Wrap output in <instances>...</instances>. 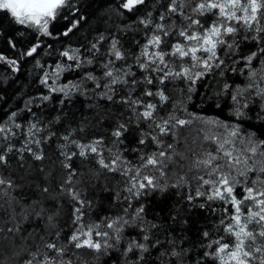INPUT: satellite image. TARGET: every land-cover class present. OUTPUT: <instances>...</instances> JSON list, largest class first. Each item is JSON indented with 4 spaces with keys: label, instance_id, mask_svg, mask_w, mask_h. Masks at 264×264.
Instances as JSON below:
<instances>
[{
    "label": "trees",
    "instance_id": "1",
    "mask_svg": "<svg viewBox=\"0 0 264 264\" xmlns=\"http://www.w3.org/2000/svg\"><path fill=\"white\" fill-rule=\"evenodd\" d=\"M121 3L122 0H69L57 17L50 20V35H42L37 26L16 23L8 10L0 9V56L17 63L14 70L0 60V126L5 129L0 133V153L7 157V164L0 165V177L13 184L11 188L0 186V229H3L0 264H27L37 249L43 255L44 242L65 247L64 259H70L73 264H219L212 255H205L216 247L208 245L221 238L224 243H235V238L226 234L221 224L222 219L227 223L230 212L225 209L231 206L220 200H208L207 195L196 196L200 184L195 177H214L207 176L208 170L204 168H194L193 162L217 147L205 137L224 138L232 128L239 129L237 137L231 138L236 149L245 147L250 136L264 140V99L256 95L255 89H248L240 98L241 104L248 105L241 109L244 115L240 117L235 114L236 105L231 99L238 86L246 89L252 83L264 87V54L261 53L264 34L257 33L255 27L248 29L240 22L229 21L238 31L225 37L227 43L235 44L231 50L225 46L217 50L224 62L221 68H214L194 85L183 78H169L160 84L162 72L154 70L158 61L150 63L148 69L140 67L141 63H149L141 55L144 45L152 35L160 34L155 25L163 23L172 34L163 37L159 49L150 47L149 51L170 53L178 31L187 22L182 16L167 15L170 0H145L132 11L121 8ZM184 12L191 15L190 7ZM162 14L166 15L164 21L160 20ZM149 18L150 25L140 23ZM193 18H199L205 27L217 20L211 13ZM73 23L76 27L64 35ZM113 40L123 53L120 60L111 52ZM93 44L97 45L96 49L92 48ZM34 45H39L36 52L24 55ZM65 50L77 59L62 56ZM253 52L257 56L248 63L244 58ZM165 63L173 71L191 65L190 59L181 61L171 55L165 57ZM57 65L63 69L58 74ZM109 70L113 77L104 75ZM251 72H255V78L250 77ZM46 74L48 80L44 84L41 81ZM88 75L95 79H87ZM113 78L119 82L112 84ZM146 79H152L153 83L148 84ZM226 83L230 86L228 91L223 87ZM65 85H69L65 89L67 96L50 90ZM72 85L77 88L73 89ZM158 90H163L168 97L166 101L145 95L146 91ZM44 96L49 99L44 100ZM125 101L155 104L153 119L139 116L144 111L141 104ZM174 119L191 123L162 135L156 125ZM210 120L215 123H209ZM120 124L126 130L117 138L112 133ZM154 136L159 144L152 139ZM141 139L144 144L140 143ZM95 140L102 141L96 145L97 152L85 149L87 155L81 157L77 144H91ZM168 144L173 148L167 149ZM10 146L12 151L8 152ZM28 147L42 159L35 160L26 150ZM161 150L179 154L166 161V175L161 177L151 166L141 169V175H154L161 187H168L164 191L148 189L139 196L134 194L135 190L129 193L126 190L130 186L129 178L121 172L132 169L130 175H135L142 157ZM117 156L120 170L116 172L98 163L101 158L110 163ZM254 159L260 161L264 157ZM64 164H70L75 173L71 184L65 186L79 191L84 201L83 215L77 224H73L74 210L79 205L61 187L70 171ZM242 187L235 190L238 198H242ZM208 189L207 185L200 188ZM189 195L193 196L192 201H188ZM141 207L144 208L141 219H134ZM117 217L129 223L123 226L121 242L114 248L97 253L87 248L75 249L68 243L81 225L87 232L89 226L100 224V231L111 234L106 222ZM151 224L157 227L151 228ZM17 225L19 231L8 232ZM205 232L209 233L208 237L203 235ZM146 234L150 237L147 242L143 241ZM132 239L147 243L148 251L141 253L134 249L125 255L124 250Z\"/></svg>",
    "mask_w": 264,
    "mask_h": 264
},
{
    "label": "snow or ice",
    "instance_id": "2",
    "mask_svg": "<svg viewBox=\"0 0 264 264\" xmlns=\"http://www.w3.org/2000/svg\"><path fill=\"white\" fill-rule=\"evenodd\" d=\"M68 3L69 0H0V9L8 10L16 23L37 26L43 35H50L48 31L49 21L55 19L60 13V10L67 6ZM144 3L145 0H122L120 7L132 11L138 5ZM188 7L191 9V15H186L184 12V9ZM207 13L217 16V20L213 21L207 27L201 24L199 18H193V15L201 17ZM238 13L241 14L238 15ZM148 15L151 17V13ZM167 15L182 16L187 22V25L178 31V39L177 42L172 45L171 52L149 51L150 47L159 49L163 42V37H168L172 34L169 30H166L163 23H158L155 25V28L160 34L152 35V37L147 40L141 53V55L147 57L149 61V63H141V68L148 69L150 63L159 62V65L154 70L162 72L159 79L160 84H164L165 80L169 78H183L194 85L198 79L203 78L214 68H221L224 62L218 56L217 50L221 48V46H225L227 49L231 50L235 44L227 43L225 37H231L238 31L236 26L228 24L229 21L240 22L248 29L255 27L257 33L264 34V24L261 23V20H264V0H170L167 8ZM165 19L166 15L162 14L160 20L164 21ZM76 23H78V21ZM76 23H73L72 27L67 29L64 35H68V33L72 31V28L76 27ZM140 23L148 26L152 21L150 18L146 20L142 19ZM255 38L256 37H253V39ZM103 39L104 37L101 36L100 40L102 41ZM38 47L39 45H34L24 55L31 56L36 52ZM96 47V44L92 45L93 49H96ZM111 52L117 60L123 58V53L117 48V41L115 40L112 42ZM198 53L203 55H198ZM261 53L264 54V49L261 50ZM61 55L67 57L69 60L77 59L74 55L69 54V50H65ZM167 55L178 57L181 61L188 58L191 61V65L189 67H183L179 71H173L165 63V57ZM256 56L257 53L253 52L244 59L248 63H251ZM4 59L6 58L0 56V60ZM90 62L91 61H89V63ZM8 63L15 64L16 62L8 61ZM77 67H79V64H77ZM105 67L107 68L108 66L105 65ZM62 70L60 65L56 66L57 74ZM104 75L106 77H113V72L109 70L106 71ZM250 77L255 78V72H251ZM86 78L89 80L95 79L92 75H88ZM47 80L48 76L46 74L41 82L47 84ZM118 82L116 78L111 80L112 84ZM146 82L152 84L153 80L146 79ZM68 87L69 85H65L60 89L52 88L50 90L64 92L67 96L69 93L65 91V89ZM223 87L225 91L230 89L227 83L224 84ZM72 88L75 89L77 86L72 85ZM248 89H255L256 95L264 99V87L252 83H249L246 89H241L238 86L236 92L231 97L236 105L235 114L238 117L244 115L241 109L248 107L247 103H240L241 96L244 95ZM145 95L159 96L161 102L168 99L163 90H158L155 93L146 91ZM107 98L109 100L112 99L111 96H107ZM43 99L47 100L49 97L44 96ZM125 102L141 104L140 101ZM141 106L144 107V111L139 113V116L145 120L153 119L156 105L148 103L147 105L141 104ZM14 115L15 113H13V116ZM208 122L215 123V121L211 120ZM189 123H191V121L182 119H174V122H172V120H164L162 124H157L156 127L159 128L162 135H169L172 133V129L182 127ZM16 127L20 126L17 125ZM32 127L35 128V125H32ZM224 127L228 128L230 126L225 125ZM125 130L126 126L120 124L112 135L119 138ZM3 132H5V129L0 126V133ZM238 132L239 129L236 127L232 128L227 137L224 138L205 137L206 140H212L216 143L217 147L214 152L209 151L203 158L198 157L193 162L194 168H204L208 170L206 173L207 176L215 177V179H205L204 176L195 177L200 184V187L196 190V196L207 195L208 200H220L231 206L230 209H225L226 212H230L226 217L227 223L222 219L221 224L224 225V232L235 238V243H224L223 238L213 241L208 247L212 248L213 245H215V250L212 253H205V255H212L219 261V264H264V160L257 161L254 159V157L257 156L264 157V140H256L250 136L248 144L245 147L236 149L234 147V141L231 138L237 137ZM4 138L6 139L7 137ZM65 139H67V137H65ZM152 139L159 144L157 137L154 136ZM101 142V140H95L91 144H77L81 149L79 155L85 157L87 155L85 149L90 150L92 153H96V145H99ZM36 143L38 144L40 141H36ZM140 143L144 144L145 141L141 139ZM227 145L233 146L226 147ZM166 148L170 150L173 148V145L168 144ZM24 150L25 149H22L21 151ZM26 150L32 153L35 160L42 159V156L32 152L30 147L26 148ZM7 151L11 152L12 147L10 146ZM173 155L179 154H170L167 150H161L152 155L142 157V163L139 168L135 169V175H130L132 169L122 171L121 174L129 178L128 183L130 186L126 190L129 193H133V190H135L134 194L136 196L143 194V192L148 189L159 188L160 191H164L168 185L161 187L156 176L141 175V169H146L151 166L163 177L166 175V161H171ZM67 159H71V157H67ZM98 163L102 168L112 172L120 170L118 168V164L120 163L119 156L110 163H105L103 158H101ZM6 164V155L0 153V165ZM64 167L68 168L70 171L67 180L61 187L62 190L79 205L74 210L73 224H77L83 215L81 208L84 201L80 199L79 191L75 188L65 186L71 184L72 177L75 173L74 170H71L70 164H64ZM234 171L236 172L235 176L232 174ZM253 176L255 178H253ZM181 181H183V178H181ZM4 185L9 188L13 187L11 180H5L3 177H0V186ZM206 185L209 186V189L201 191L200 188ZM240 185H243L244 194L242 198H237L235 190L237 186ZM176 186L178 185H173V187ZM44 191H47V189L45 188ZM208 191H210L211 194H208ZM187 199L188 201H192L194 198L189 195ZM200 206L204 207V205ZM143 212V207L137 209L134 219H141V214ZM51 220L52 218L49 217L50 222ZM128 223L129 222L123 220L122 217H117L111 222H106L107 229L112 230L111 234L109 231H100V224L89 226L87 232L83 231V225H81V227L69 237L68 243L75 249L87 248L97 253L102 250L107 251L121 242L123 226ZM118 224L121 226L118 227ZM150 227L156 228L157 225L151 224ZM0 231H3V229H0ZM13 231H19V225H17L15 229H8L10 233ZM58 235L59 233H57V236ZM203 235L208 237L209 233L205 232ZM94 237H99L100 239H94ZM41 239L43 240V238ZM149 239L150 237L147 234L143 236V241L147 242ZM157 243H159V241H157ZM42 246L46 250L43 255L40 256V250L37 249V252L32 253V259L28 260L27 264H33L34 261L35 264H73L70 259H64L67 252L65 247H59L56 242H44ZM134 249L139 250L141 253L147 252L148 244L142 243L137 239H132L124 250L125 255H127L128 252H132ZM51 253H55L56 255L53 256ZM173 255H176V253H173Z\"/></svg>",
    "mask_w": 264,
    "mask_h": 264
},
{
    "label": "rangeland",
    "instance_id": "3",
    "mask_svg": "<svg viewBox=\"0 0 264 264\" xmlns=\"http://www.w3.org/2000/svg\"><path fill=\"white\" fill-rule=\"evenodd\" d=\"M50 22V21H49ZM41 33V32H40ZM42 34V33H41ZM43 35V34H42ZM4 61L7 63V64H9L8 63V61H14V60H12V59H9V58H6V59H4ZM16 64L17 63H15V64H9L14 70H16ZM235 174H236V172L234 171V176H235ZM213 179H215V177L213 178ZM241 190H243V187L241 188ZM236 194V193H235ZM243 194L244 193H242V195H241V197H243ZM237 198H238V196H237ZM246 210V209H245Z\"/></svg>",
    "mask_w": 264,
    "mask_h": 264
}]
</instances>
